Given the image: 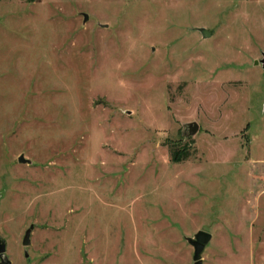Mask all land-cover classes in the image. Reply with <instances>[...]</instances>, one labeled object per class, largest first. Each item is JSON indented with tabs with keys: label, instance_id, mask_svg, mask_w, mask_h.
<instances>
[{
	"label": "rangeland",
	"instance_id": "1",
	"mask_svg": "<svg viewBox=\"0 0 264 264\" xmlns=\"http://www.w3.org/2000/svg\"><path fill=\"white\" fill-rule=\"evenodd\" d=\"M198 230L264 264V0H0V260L194 264Z\"/></svg>",
	"mask_w": 264,
	"mask_h": 264
},
{
	"label": "water",
	"instance_id": "2",
	"mask_svg": "<svg viewBox=\"0 0 264 264\" xmlns=\"http://www.w3.org/2000/svg\"><path fill=\"white\" fill-rule=\"evenodd\" d=\"M87 19V14H84V20ZM202 35L203 36H208L209 32L206 29H201ZM196 125L192 124L189 128L190 133H194L196 131ZM19 162H28L27 159L23 157L21 154L18 157ZM34 228V224H30L29 227L25 230L24 235L22 237V245L23 246H28L30 244V235L31 232ZM211 238L210 233L203 231V230H198L196 233L193 234L192 237H187L186 240L187 242L193 247V254H192V259L194 261V264H201V254L206 246V244L209 242ZM5 246L4 243L0 241V255L4 253ZM0 264H10L8 260H5L3 257H1Z\"/></svg>",
	"mask_w": 264,
	"mask_h": 264
},
{
	"label": "trees",
	"instance_id": "3",
	"mask_svg": "<svg viewBox=\"0 0 264 264\" xmlns=\"http://www.w3.org/2000/svg\"><path fill=\"white\" fill-rule=\"evenodd\" d=\"M170 156L172 161L174 162H180L182 160H185L189 157V152L187 146L184 145H173L170 148Z\"/></svg>",
	"mask_w": 264,
	"mask_h": 264
}]
</instances>
